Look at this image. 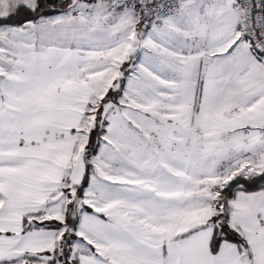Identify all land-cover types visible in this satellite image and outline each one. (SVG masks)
Listing matches in <instances>:
<instances>
[{
	"label": "snow or ice",
	"instance_id": "snow-or-ice-1",
	"mask_svg": "<svg viewBox=\"0 0 264 264\" xmlns=\"http://www.w3.org/2000/svg\"><path fill=\"white\" fill-rule=\"evenodd\" d=\"M0 264H264V0H0Z\"/></svg>",
	"mask_w": 264,
	"mask_h": 264
}]
</instances>
